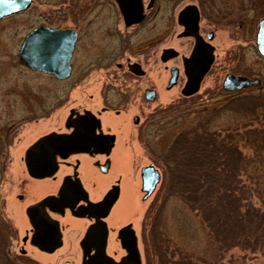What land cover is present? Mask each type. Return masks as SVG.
I'll return each mask as SVG.
<instances>
[{
  "label": "flooded vegetation",
  "instance_id": "flooded-vegetation-1",
  "mask_svg": "<svg viewBox=\"0 0 264 264\" xmlns=\"http://www.w3.org/2000/svg\"><path fill=\"white\" fill-rule=\"evenodd\" d=\"M5 1L0 0L1 10ZM196 2L179 6L183 0H19L17 12L0 18V52L5 57L0 70L16 62L36 81L32 97L26 99L20 90L14 97L0 91L3 264H185L184 245L177 237L173 247L154 214L158 205L152 195L163 180L167 145L161 150L152 146L150 130L160 120L170 122L177 109L161 103L151 107L161 94L151 67L161 65L167 93L177 88L183 100L198 94L216 61L220 23L227 24L232 15L208 13L200 6L206 0ZM237 16L235 24L245 27L242 13ZM13 19L19 42L14 45L16 60L9 61L6 36ZM39 28L74 33L66 78L31 71L20 61L25 38ZM195 48L203 51L208 68L197 90L190 92L198 67L190 61ZM8 82L0 76L1 85ZM80 85L84 102L70 103L56 128L57 109L70 102L73 88ZM41 119L53 127L41 131ZM137 147L146 150V164L137 160ZM117 148L125 155L122 170L115 172ZM148 166L159 173L160 181L145 198L140 177ZM88 168L105 181H88ZM125 192L133 204L123 210L119 201ZM180 242L185 243L183 236ZM186 260L200 264L190 255Z\"/></svg>",
  "mask_w": 264,
  "mask_h": 264
},
{
  "label": "trees",
  "instance_id": "trees-1",
  "mask_svg": "<svg viewBox=\"0 0 264 264\" xmlns=\"http://www.w3.org/2000/svg\"><path fill=\"white\" fill-rule=\"evenodd\" d=\"M227 101L172 135L162 159L160 191L191 210L212 242L232 239L249 254L264 256V93ZM229 113L236 122L217 126ZM5 238L0 222V264L5 263Z\"/></svg>",
  "mask_w": 264,
  "mask_h": 264
},
{
  "label": "rangeland",
  "instance_id": "rangeland-1",
  "mask_svg": "<svg viewBox=\"0 0 264 264\" xmlns=\"http://www.w3.org/2000/svg\"><path fill=\"white\" fill-rule=\"evenodd\" d=\"M206 1V4H200V6H206L204 11L213 14L218 13V15L230 14L232 16L230 20L229 17L225 20L227 21V24L223 21L220 23L221 30L217 33L216 41V61L211 74L203 80L198 94L195 95L194 98L192 97V99L183 100L180 98L178 99L179 95L176 93L177 88L167 93L164 87L166 77L161 65L158 62H155L151 67L153 80L156 82L155 87L158 89V92L161 93L151 107H160L161 104V106L173 104L177 111L179 110L178 115H174L170 122L167 123L165 120H160L152 127L153 129L150 130L149 139L152 140V146H158V149L160 150L168 144L172 135H174L177 130L192 124L194 118L198 115L203 114L204 116L207 114L206 112L210 111L213 107H220L227 103V100L233 96L264 93V59L254 52L255 49L253 42L257 21L260 17H264V0H211L210 2H212V4L209 3L208 0ZM198 2H196V0H183V4L181 3L179 6L188 3L197 5ZM170 4L172 3L170 2ZM169 8L171 9V5H169ZM241 13L243 15L242 20H245V22L241 20V22L245 24V27L243 26V28L235 24V22H237V15H240ZM11 21L7 26L10 27L11 30H9L10 32L6 36V42L8 43L7 49H9V53L6 52V55L9 61L16 60V47L14 45L19 42L15 34V25L17 21L16 19ZM2 42L3 41L0 39V43ZM0 56H2L0 60L3 61L5 58L4 53L0 52ZM16 64V62H9L11 67L5 69L6 73L4 69H2L3 71L0 70V76H5L7 81L9 80L7 84H0V87H3V90L0 91H6V93L10 95L9 97H14L13 93L20 90L23 91L26 99L28 98V95H31L29 94L30 91L32 92L34 90L33 86L36 81H34L32 75L29 73L21 72ZM227 73H233L235 76H248L250 79L257 78L262 84H260L259 88H253L234 94H226L222 90L221 85ZM20 80H22V83H20ZM39 83L44 86L48 85L47 83H43V81ZM58 90L61 93V91H63V86H59ZM57 101H61L59 95H57ZM82 102H84V85L73 88L70 102L61 103L63 104L61 105L62 107L57 109L56 128L60 126L59 120L65 115L70 103L79 104ZM158 103L161 104L158 105ZM226 115L228 116L221 118V121L219 120L216 123L217 126L225 127V124L227 123H230L229 125H231L232 120L234 123L236 122L234 119H230V113ZM179 117L180 120L177 122V125L174 126L172 121ZM39 124L41 126V131L53 127L49 121H45L44 119H41ZM178 126L179 128L177 129ZM159 128H163V130L162 132L157 133ZM121 133L122 130L120 131V135ZM124 136L126 135H123V137ZM133 138L137 139L135 132H133ZM138 143L140 144V142ZM137 146L139 145L137 144ZM136 150L137 160L142 165L146 164L148 156L146 150L143 151L144 149L138 147ZM115 151L114 170L116 172L122 170V160L124 157L123 155L125 154L120 148H117ZM243 152L246 155H251L247 150H243ZM12 166H15V164ZM250 171L251 170H248L249 174L251 173ZM86 173L88 181L89 179L91 180V178L95 181L104 180L106 178H103L100 174H96L95 171H93V168H88ZM161 183L157 186L152 195L153 204L158 205V209L157 211H154V214H157L158 223L163 227L165 236L173 242V247L176 246L174 243L178 237L179 243L182 246L184 245L183 250L185 251L186 256L190 255L192 260L198 261L200 264H264V256H261L259 253L249 254L248 251L245 250L246 248L243 247L245 246L244 244L234 243L232 239H229L228 241L219 239L216 243L212 242L211 238L205 234L206 231H203L200 227L198 218L195 214L187 209V207H185L178 199L175 197H168V199L162 200V197H165V193L160 194L158 192ZM119 203L121 204L120 209L123 210L126 205L128 207V203L133 204L132 201H129V196L126 192L125 196L119 201ZM181 236H183V240L185 241V243L182 242L183 244L180 242ZM179 243L178 245L181 246ZM228 244L238 246H235L234 248H226V245Z\"/></svg>",
  "mask_w": 264,
  "mask_h": 264
},
{
  "label": "water",
  "instance_id": "water-1",
  "mask_svg": "<svg viewBox=\"0 0 264 264\" xmlns=\"http://www.w3.org/2000/svg\"><path fill=\"white\" fill-rule=\"evenodd\" d=\"M19 0H8L3 2V9L0 8V18L18 11ZM75 41L74 33L54 32L45 28L32 31L25 38L20 51L19 59L22 64L31 71H42L64 79L68 75L69 59ZM254 48L255 52L264 58V18L257 23ZM203 51L195 48L191 54L192 66H198L197 72L193 75L190 92H195L207 71L208 63L203 61ZM175 76L169 82L168 88L173 86ZM259 84L257 79L250 80L245 77L226 75L222 82V89L228 93L238 92ZM153 98H150L152 101ZM141 190L145 192V198L152 194L159 182V174L153 167L148 166L141 170Z\"/></svg>",
  "mask_w": 264,
  "mask_h": 264
}]
</instances>
